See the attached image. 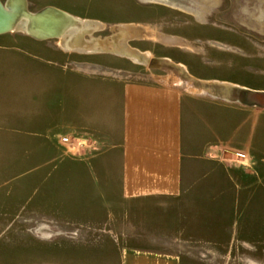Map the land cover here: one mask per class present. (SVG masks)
<instances>
[{
	"label": "crops",
	"instance_id": "crops-1",
	"mask_svg": "<svg viewBox=\"0 0 264 264\" xmlns=\"http://www.w3.org/2000/svg\"><path fill=\"white\" fill-rule=\"evenodd\" d=\"M178 65L188 72L185 62ZM1 69L0 36V221L1 190L12 181L2 179V155L48 156L45 164L58 157L60 163L52 166L57 196L44 200L41 210L27 201L29 214L55 217L80 235L86 230L102 236L117 217H128L130 206L166 201L170 219L174 206L183 212L178 219L183 235L226 258L213 263L204 254L190 258L96 241L84 249L82 264H264V107L255 90L218 82L236 94L207 87L194 92L170 73L154 72L146 81L138 75L71 74L54 88L35 89L42 94L31 107L49 110L41 121L28 119L19 128L2 117ZM56 131H71L92 144L66 152ZM4 134L3 140H22L23 146L14 152L2 148ZM235 152L247 158L236 160Z\"/></svg>",
	"mask_w": 264,
	"mask_h": 264
},
{
	"label": "rangeland",
	"instance_id": "rangeland-1",
	"mask_svg": "<svg viewBox=\"0 0 264 264\" xmlns=\"http://www.w3.org/2000/svg\"><path fill=\"white\" fill-rule=\"evenodd\" d=\"M0 2L8 8L15 5L16 11L12 30L0 34L2 117L9 119L8 123L17 121L13 126L23 127L28 119L41 121L43 111L49 109L31 107L34 101L39 104L37 100L42 94L35 89L54 88L58 79L70 80L71 74L108 78L138 75L146 81L151 73H170L171 79L188 82L194 92H198L196 88L207 87L219 93L236 94L230 86L218 83L228 82L255 90L257 101L264 102V0ZM47 8L55 9L50 16L60 19L62 12L68 18L65 22L61 19L63 25L56 27L59 37L35 39L29 35L28 26L27 32L16 29L23 18L28 21L25 10L36 14ZM145 52L151 54L150 61ZM138 60L147 66L134 65ZM181 62L186 63L187 73L179 67ZM240 96L246 97L243 91ZM67 132H55L66 152L88 149L92 144ZM5 135L2 148L11 147L14 152L23 146L22 140H3ZM62 138L68 142L63 143ZM235 153L234 158L241 160ZM47 157L2 155V179L12 181L1 190L0 264H75V261L82 264L79 259L88 255L84 249H90V243L96 241L179 252L190 258L200 259L199 254H204L213 263L226 260L224 253L206 251L201 243L183 235L178 220L183 212L174 206V211L171 209L174 218L170 219L166 201H154L139 208L130 206L128 217L123 212L102 236L86 230L80 235L77 228L55 217L29 214L25 209L27 201L32 199L29 204L41 210L44 200L51 201L57 196L54 186L57 171L52 166L60 163V158L45 164ZM28 158L31 160L27 162Z\"/></svg>",
	"mask_w": 264,
	"mask_h": 264
},
{
	"label": "bare ground",
	"instance_id": "bare-ground-1",
	"mask_svg": "<svg viewBox=\"0 0 264 264\" xmlns=\"http://www.w3.org/2000/svg\"><path fill=\"white\" fill-rule=\"evenodd\" d=\"M201 1L202 2H206L208 0H201ZM17 8H18V6H17ZM15 12H16L15 11V5H12L10 8H8V7H3L0 4V28L3 26L1 29L8 30L7 32L12 30V28H13L12 25H13V19H14V16H15ZM61 14H62V17L60 19L58 17H56V16H50V15H47V14L44 15L42 17L41 23H39L37 25V27H35V30L37 32L34 31V30H31V31L33 33H35V35L38 36V37L39 36H42V37L46 36V37H51V38L59 37L60 34H58L56 32V27L57 26H62L63 25L62 22L63 21L65 22L68 19L65 14H63L62 12H61ZM27 26H28V21L23 18V20L18 24L16 29L22 30L23 32H27V30H26Z\"/></svg>",
	"mask_w": 264,
	"mask_h": 264
},
{
	"label": "water",
	"instance_id": "water-1",
	"mask_svg": "<svg viewBox=\"0 0 264 264\" xmlns=\"http://www.w3.org/2000/svg\"><path fill=\"white\" fill-rule=\"evenodd\" d=\"M7 3V2H6ZM6 3L4 4V5H6ZM54 10L55 9H53V8H47V9H44V10H42V11H40V12H38V13H36V14H28L27 12H26V10H25V12L24 13H26V16L28 17V27H29V31H28V33H29V35L30 36H32L33 38H35V39H44V37H42V36H39V37H37L36 35H34L33 33H31L30 31L31 30H34V31H36L35 30V27H37V25L39 24V23H41V20H42V17L44 16V15H50V14H52L53 12H54ZM3 27V26H2ZM1 27V28H2ZM0 28V34H5V33H7V31L8 30H4V29H1ZM37 32V31H36ZM49 37H47V39H48Z\"/></svg>",
	"mask_w": 264,
	"mask_h": 264
},
{
	"label": "built area",
	"instance_id": "built-area-1",
	"mask_svg": "<svg viewBox=\"0 0 264 264\" xmlns=\"http://www.w3.org/2000/svg\"><path fill=\"white\" fill-rule=\"evenodd\" d=\"M63 143H66L68 142V139L67 138H62L61 140ZM235 157L238 158V159H241V160H244L246 158V155L243 154V153H240V152H236L235 153Z\"/></svg>",
	"mask_w": 264,
	"mask_h": 264
},
{
	"label": "trees",
	"instance_id": "trees-1",
	"mask_svg": "<svg viewBox=\"0 0 264 264\" xmlns=\"http://www.w3.org/2000/svg\"><path fill=\"white\" fill-rule=\"evenodd\" d=\"M261 96H263V95H261ZM258 106H259V107H264V102H263V101H262V102L259 101V102H258Z\"/></svg>",
	"mask_w": 264,
	"mask_h": 264
},
{
	"label": "flooded vegetation",
	"instance_id": "flooded-vegetation-1",
	"mask_svg": "<svg viewBox=\"0 0 264 264\" xmlns=\"http://www.w3.org/2000/svg\"><path fill=\"white\" fill-rule=\"evenodd\" d=\"M0 4H1V2H0ZM2 5V4H1ZM3 6V5H2ZM4 7V6H3ZM5 7H7V5L5 6Z\"/></svg>",
	"mask_w": 264,
	"mask_h": 264
}]
</instances>
